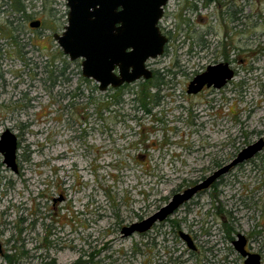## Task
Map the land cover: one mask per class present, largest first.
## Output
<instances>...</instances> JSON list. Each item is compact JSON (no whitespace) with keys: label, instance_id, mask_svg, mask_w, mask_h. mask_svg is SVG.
Returning <instances> with one entry per match:
<instances>
[{"label":"rangeland","instance_id":"1","mask_svg":"<svg viewBox=\"0 0 264 264\" xmlns=\"http://www.w3.org/2000/svg\"><path fill=\"white\" fill-rule=\"evenodd\" d=\"M33 1L44 22L41 53L30 43L37 32L0 0V27L13 20L18 44L0 35V47L13 52L0 80V135L9 129L18 140V173L0 174V244L14 260L3 255L0 264H243L231 245L237 234L264 264V149L167 223L120 233L264 134V16H237L234 30L197 0H172L161 21L172 41L148 63L156 79L145 111L142 81L101 92L82 78L81 60L62 53L52 35L67 24L66 0L24 5ZM233 35L239 58L250 51L235 79L220 92L187 95L189 78L220 61ZM189 50L201 58L192 67ZM60 195L65 201L53 206ZM175 224L196 252L175 237ZM45 237L59 248H42Z\"/></svg>","mask_w":264,"mask_h":264},{"label":"water","instance_id":"2","mask_svg":"<svg viewBox=\"0 0 264 264\" xmlns=\"http://www.w3.org/2000/svg\"><path fill=\"white\" fill-rule=\"evenodd\" d=\"M166 2L167 0H66L67 24L61 34L55 33L52 38L70 61L81 60V76L96 82L101 92L141 79L149 80L152 72L145 64L149 59L162 56L167 43L166 37L158 28ZM231 78L232 70L227 64L209 66L203 74L193 79L188 93H198L205 84L220 89ZM17 148V137L9 129L5 130L0 135V154L3 156V163L14 174L18 173ZM261 148L260 141L245 148L233 163L218 170L203 183L176 194L156 214L126 228L124 236L148 231L153 223L163 221L194 194L226 173L231 166L251 158ZM181 238L188 249L194 250L189 236L181 233ZM234 246L245 259L244 264H260L257 254L244 250L245 240L242 235H238Z\"/></svg>","mask_w":264,"mask_h":264},{"label":"flooded vegetation","instance_id":"3","mask_svg":"<svg viewBox=\"0 0 264 264\" xmlns=\"http://www.w3.org/2000/svg\"><path fill=\"white\" fill-rule=\"evenodd\" d=\"M4 1H5V2L2 3L3 5H6L7 1H8L9 3H11V4H12V2H13V0H4ZM24 1H25V0H24ZM26 1H28V0H26ZM171 1H172V0H167L165 6L163 7V15H162L160 21L158 22V28H159V30H160V33H161L162 35H164V36L166 37V39H167V43H166V45H165V47H164V53H165L166 48L169 46V43L172 41V34H171V31H170V30H168L165 26L161 25V21H162V19H163L166 15H168V13L170 12L168 6L170 5ZM197 1L200 3V7H201L202 10H211L213 13L220 12V13H222L223 15L228 16L229 19H230V21H231V23H232V27H233L234 30H236V26H234V24H235V22L237 21V16L241 17V16L245 15L246 13H247V14H248V13H251L252 15L255 14L256 16H259V15L264 16V0H197ZM24 6H25V12H24L25 15H23V17H22L21 19H22V21H24V20H25V21H28L27 24H26V27L28 28V30H29L30 32H37V35H33V37L35 36V37H34L35 40H34L33 37H32L31 40H30V43L33 44V41H35L34 47L36 48L37 53H38V52L41 53V52H42V48H41V46H39V42H40V34L42 33V30L44 29V22H43L42 18H40V19H37V18H36V17H37L36 15H39L40 11H39V9H38V10L35 9V8H36V6H35V1H33V4H32V3H29V6H27V4L24 5ZM261 7H263V8H261ZM195 9H196V8H195ZM118 10H119V9H118ZM245 11H246V12H245ZM33 13H34V14H33ZM67 14H68V13H67ZM170 14H171V12H170ZM40 15H41V14H40ZM35 16H36V17H35ZM26 19H27V20H26ZM9 23H10V21H8V23H6L5 25H9ZM5 25H4L3 27H0V29L5 28ZM9 27H11V25H10ZM263 29H264V28H263ZM63 30H64V27H63ZM61 33H62V32H61ZM61 33H58V34H61ZM54 34H55V33H54ZM231 36H232V35H231ZM231 36H230V37H231ZM233 36H234L233 38H230V39H229V41H230V42H229V45H226V44H225L224 48L222 49V52L220 53V55H221V57H220V58H221L220 61H217V62H215V63L212 64V65H208V66L202 67V68H201V71H200L199 73H196L194 76H191L192 74H190L191 78H189V80L187 81V83H186V89H185V93H186L187 95H190V96H191V95H192V96H199V95H202V94H204V93H206V92H214V91H218V92H220L221 90L225 89V88H226V87H227V86H228V85H229V84L235 79V77L237 76L236 68H235L236 64H237L238 62H243L245 59H246V60L249 59L250 56L248 55V53H250V51L247 52V51L245 50V48H244V53L247 54V56H245V57H243V58H239V57L237 56L236 46L233 47V44H234V41H235V35H233ZM8 43H9V45H11L10 48L13 47V44L11 43V41L8 42ZM5 45H7V44H5ZM245 46H247V45H245ZM38 49H39V50H38ZM10 50H11V49L2 48V46L0 47V80L4 79V77H5L8 73H11V70L7 68V63L9 62V60L12 59V54H13L12 50H11V51H10ZM262 52H263V51H262ZM164 53H163V54H164ZM258 54H259V52H258ZM187 55H188V56H187V61H186V66H187V67H190V66L192 67V66L194 65V61H195L196 59H197V60L201 59V58L199 57V55H196V53L193 52L192 50H191V51L189 50ZM38 57H39V56H38ZM160 57H161V56H160ZM158 58H159V57H158ZM156 59H157V58H156ZM150 60L153 61V60H155V59H149V60L146 62L145 65H146V68L149 69V70L152 72V77H151L150 79H156V77H155V75H156L155 71H154V70H151V69H150V65H148V63H149ZM27 61L30 62V60H27ZM25 62H26V61H25ZM72 62H73V61H72ZM190 63H191V64H190ZM220 63L227 64L228 67L232 70V78L229 79V80H227V81L225 82V84L223 85V87H221L220 89H215V88H213V86L208 87L207 84H205V85L202 87V89H201L198 93H196V94L188 93L189 89L192 88V87L190 88V84H191V82L193 81V79H194L196 76L203 74L209 66H214V65H217V64H220ZM80 64H81V63H80ZM115 73H117V70H115ZM82 78H83V77H82ZM84 79H85V78H84ZM150 79H149V80H143V79H141V80H138V81H142V83L140 84V85L142 86L144 83H149ZM89 80H91V79H85L86 82L89 81ZM92 81H93V80H92ZM138 81H136V82H138ZM134 83H135V82H134ZM53 84H54V85L56 84V80H55V79H54ZM132 84H133V83H132ZM97 85H98V84H97ZM127 85H131V84H124V85H121V86L118 87V88H111V87H110V88H108V89H111V90H120L121 88H125V87H127ZM108 89H107V90H108ZM107 90H106V91H107ZM4 110H5L6 113H8L9 111H11V108H10L9 106H6V107L4 108ZM6 119H7V118H6ZM6 130H7V129H6ZM3 132H4V131H3ZM3 132H2V133H3ZM2 133H1V134H2ZM258 141H260L261 144H262V148H261V150H260L259 152H257L256 154H254L251 158H249V159H245V160H243V161H241V162L235 164L234 166H231V167L228 169V171H227L226 173H224V174L220 175L218 178H216V179H215V180H214V181H213V182H212L207 188L202 189L201 191H198V192H197L196 194H194V195H193L188 201H186V202H184L183 204H181L176 210H174V212H173L170 216L166 217L163 221H157V222L153 223L152 226L150 227V229H149L148 231H146V232H144V233H140V234H145V233L151 231L155 226H157V225H159V224L167 223V222L169 221V218H170V217H171V216H172L177 210H179L180 208H182V207H184V206L190 204L195 198H197L198 196H200V195L203 194V193H206V191H208V190H210V189L215 190V188H217V187L220 185V182L222 181V179H223L227 174H230V173H232L233 171H235L236 169L241 168L242 166H245V165H246L247 163H249V162H252V161L254 160V158H256V157L258 156V154L261 153V152L263 151V149H264V134L260 135V137H259L256 141L250 143L248 146L244 147V148L241 149L239 152L235 153V154L233 155V157H232L231 159H229L227 162H224V163H221V164H217V165H215V167L212 169V171H211L207 176H204L203 178H201L198 182H196V183H194L193 185H190V186H188V187L186 186L185 188H180L179 190H177L176 192H174V193L171 195V197L169 198V200L167 201V203H165L163 206L159 207L155 212L151 213V215H149V216H147V217H145V218H141V219H139V220H137V221H135V222L129 224L128 226L122 227L121 230H120V233L124 236L123 231H124L126 228H128L129 226H131V225L134 224V223H139L140 221H142V220H144V219H146V218H148V217H150V216L156 214L157 212H159V210H160L161 208H163L164 206H166V205L170 202V200H171L176 194H181V193H183L185 190L190 189V188H193V187H195V186H197V185L203 183L207 178L211 177L215 172H217L218 170L222 169L223 167L228 166V165H230L231 163H233V162L237 159L238 155L242 152V150H244L245 148H247V147H249V146H252L253 144L257 143ZM17 150H18V148H17ZM16 163H17V153H16ZM17 166H18V164H17ZM2 168H5V169L11 171V170H10L9 168H7L6 165L3 163V156L0 154V174H1V169H2ZM11 172H12V171H11ZM63 201H65V198H64L63 196L60 195L57 199H55V198L52 199V204H53V206H55V205H57L58 203H61V202H63ZM53 218H56V219L60 220V217H59L58 215H56V216L53 217ZM173 224H174V223H173ZM176 227H177V224H175V227L173 226V230H172V232H173V234L175 235V237L178 236V238H179L181 241H183L182 238H181V233H183V234L189 236V238L193 241V244H194V239H193L192 236H190L189 234H187V233H185V232H183V231H181V230L178 231ZM54 230H56V229H53V231H54ZM51 233H52V232H51ZM133 234H139V233H133ZM238 235H242V234H237V235H236V239H235V240H232L231 245H232L233 251H235V252L240 256V254L236 251L235 246H234V242L238 239ZM242 237H243L244 240H245V247H244V250H245L246 252L252 254V253L247 249V248H248V240H247V238H246L244 235H242ZM56 238H57V237H56ZM44 239H46V237H45ZM49 242H50V241H49ZM49 242H48V240L46 239V240L44 241V244H43L41 247L44 248L45 246H47L46 248H47L48 250L51 249L52 247L55 248V249H58V248H59L58 246L55 245L56 243H54V241H53V242H50V243H49ZM183 242H184V241H183ZM189 250H190V249H189ZM190 251H192V252H196V251H197V247H196L195 244H194V250H190ZM3 255H4V254H3V246H2V244H0V256H3ZM240 258H242V257L240 256ZM242 260H243V264H244V260H245V259L242 258Z\"/></svg>","mask_w":264,"mask_h":264},{"label":"trees","instance_id":"4","mask_svg":"<svg viewBox=\"0 0 264 264\" xmlns=\"http://www.w3.org/2000/svg\"><path fill=\"white\" fill-rule=\"evenodd\" d=\"M24 12H25L24 0H13L12 4L10 5L11 15L15 16V18H17V19H21L23 17V15H25ZM13 23H14V21L12 20V21H10L9 25H5V28L0 29V35L5 37V38H8L10 36L8 39L11 40V43L13 44L14 47H17L18 44L15 40V36H13V33L17 30V27H9ZM56 27H57V25H56ZM141 87H142V89H139L137 99L140 102L141 107L143 109H145V111H148L147 101L152 96V95H150V89L152 87H155V84H152V86L149 87L148 83H144ZM3 257L9 263L14 260L13 256L4 255ZM49 264H54V263L52 262Z\"/></svg>","mask_w":264,"mask_h":264}]
</instances>
